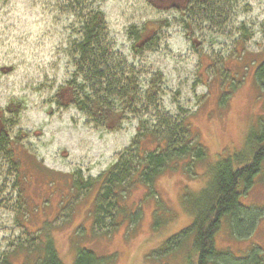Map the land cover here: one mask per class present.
I'll use <instances>...</instances> for the list:
<instances>
[{
    "label": "rangeland",
    "instance_id": "obj_1",
    "mask_svg": "<svg viewBox=\"0 0 264 264\" xmlns=\"http://www.w3.org/2000/svg\"><path fill=\"white\" fill-rule=\"evenodd\" d=\"M258 1L238 0L236 19L226 24V33L213 34L181 27L172 20L179 15L157 0L155 5L149 0H0V122L9 138H18L30 162L35 164V158L55 177L48 182L49 175L33 169L36 164L29 167L24 176L29 201L23 203L14 186L15 172L0 152V264L5 259L8 264H32L42 250L33 246L47 239L61 264H72L79 249L106 264H166L157 250L191 223L181 195L202 189L209 179L206 167L240 154L248 131L264 125V2ZM93 8L104 17L103 45L129 60L139 74L141 95V102H133L119 119L115 115L98 122L73 104L57 102L67 99L57 93L74 79L80 95L92 94L90 85L76 76L72 48ZM149 24L159 27L153 46L130 58L128 48L123 49L129 44V27L140 30ZM107 102L114 114L121 113L118 97ZM185 122L203 147V162L185 167L186 159L176 161L151 187L125 184L120 211L101 203L94 224L96 209L90 201L100 178L124 150L133 153L130 142L136 134L150 132L159 138L176 126L174 132L182 139L179 127ZM154 141L140 138L139 148L149 152ZM239 203L259 213L253 231L240 236L222 220L216 248L236 259L254 253L264 264V172L239 196ZM36 230L39 240L32 239Z\"/></svg>",
    "mask_w": 264,
    "mask_h": 264
},
{
    "label": "trees",
    "instance_id": "obj_2",
    "mask_svg": "<svg viewBox=\"0 0 264 264\" xmlns=\"http://www.w3.org/2000/svg\"><path fill=\"white\" fill-rule=\"evenodd\" d=\"M79 33V38L73 42L72 48L76 76L80 75L93 90L92 94L86 97L79 94L80 87L76 86L75 107L83 111L88 109L93 121L98 122L99 119L117 115L112 112L114 110L110 108L107 100L117 97L119 84L114 71L118 68L111 66L112 56L108 53L109 47L103 45L107 32L103 14L99 10L93 8L88 11L81 22ZM138 127L137 131H139ZM179 129L184 134L182 139L174 132L177 130L176 126L159 138L150 132L136 134L130 142V146L134 147L133 153L127 155L129 150H124L100 178L97 195L93 201H90L96 209L94 224L99 222L97 211L101 203H106L107 207H117L116 214L120 211L121 208L118 206L121 199L120 192L125 184L130 186L140 182L151 187L163 171L173 168L176 161L186 159L183 164L185 167L203 162L205 155L203 147L194 139L195 136L186 122L181 124ZM137 135L143 139L149 137L150 140H155L154 149L149 152L141 150L140 138ZM0 152L5 155L10 169L15 172L14 186L23 203L29 201L26 191L27 181L24 177L29 167L36 164L38 169H33L49 175L48 182L55 178L53 173L42 168L33 156L31 157L35 164L30 162L28 157L30 155L26 154L18 143V138L11 139L7 134H1ZM262 172H264V125L258 130L248 131L245 149L240 154L221 158L206 167L209 179L202 189L181 195L180 205L191 217V223L170 235L157 250V256L164 257L166 264H170L172 260L175 262L171 264H262L257 254L251 253L245 258L236 259L230 252L218 250L215 244V234L222 220L236 229L240 236H248L253 231L259 213L250 207L240 205L239 196L246 193L256 175ZM131 178L133 181H129ZM90 185L91 183H88L87 187ZM103 212L111 214L108 209H104ZM115 217L110 222V228L115 226L113 224ZM44 223L46 226L51 224L48 221ZM33 233L37 236L32 239L39 240L41 232L36 230ZM27 245V248L31 247V244ZM41 246L42 250L36 255L32 264H61L50 239H47L44 245L39 244L38 241L33 249ZM21 248L26 249L22 245L17 246V249ZM4 263L10 262L5 259ZM72 264H106V262L91 251L79 249Z\"/></svg>",
    "mask_w": 264,
    "mask_h": 264
},
{
    "label": "flooded vegetation",
    "instance_id": "obj_3",
    "mask_svg": "<svg viewBox=\"0 0 264 264\" xmlns=\"http://www.w3.org/2000/svg\"><path fill=\"white\" fill-rule=\"evenodd\" d=\"M153 5L154 0H149ZM159 4H166L167 9L175 12L179 15V19L172 17L173 22H178L181 27L191 30L193 32V27L200 29H205L207 32L213 34L222 33L225 34L226 24H232L236 19V7L238 0H157ZM258 1V0H257ZM258 2H264L260 0ZM246 4V3H245ZM156 24V23H155ZM159 24L166 25L164 20H160ZM151 25V26H150ZM199 26V27H197ZM159 29L156 25L149 24L147 27H142L139 29L132 26L129 27V31L126 34V40L129 42L128 46L123 45V49L129 50L130 58H135L140 56V53L148 50L154 44V37ZM190 33V32H189ZM194 40V38H193ZM196 45H199L197 40H194ZM111 54L112 67L117 62V70L114 71L115 78L118 80V94L117 97L121 102V113L115 116L119 119V116L125 114V111L132 110V103H140L141 95L138 90L139 74L136 70L129 66V60L125 57H121L118 52H108ZM153 82H150L152 84ZM88 87V83H87ZM128 90H131L129 92ZM76 82L70 81L59 90L57 93L59 98L67 95V99L63 101H57L58 104L62 106L71 105L75 106V95H76ZM132 95V96H131ZM88 97V91L86 94ZM88 105V99L86 100ZM83 111V110H82ZM88 115V109L84 110ZM114 121V120H113ZM6 134L4 124L0 122V135Z\"/></svg>",
    "mask_w": 264,
    "mask_h": 264
}]
</instances>
